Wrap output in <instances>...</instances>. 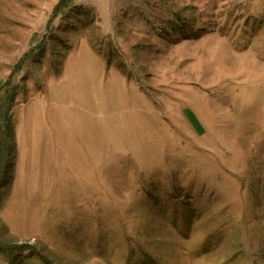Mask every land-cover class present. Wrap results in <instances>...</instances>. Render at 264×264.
Masks as SVG:
<instances>
[{
	"label": "rangeland",
	"instance_id": "374dc122",
	"mask_svg": "<svg viewBox=\"0 0 264 264\" xmlns=\"http://www.w3.org/2000/svg\"><path fill=\"white\" fill-rule=\"evenodd\" d=\"M60 2L0 0V264H264V0Z\"/></svg>",
	"mask_w": 264,
	"mask_h": 264
},
{
	"label": "trees",
	"instance_id": "16d2710c",
	"mask_svg": "<svg viewBox=\"0 0 264 264\" xmlns=\"http://www.w3.org/2000/svg\"><path fill=\"white\" fill-rule=\"evenodd\" d=\"M73 1L74 0H61L60 4L56 7V9L54 11V16H58L59 14H61L62 10L66 9L69 6V4H71ZM25 247H28V246H25ZM12 249L16 253H19V252L21 253L23 250V246L22 247H14ZM26 250H31V249H30V247H28ZM16 253H15V255H16ZM15 255H13V258L11 260H12L13 264H15V263L19 264L21 262L20 256H18L16 259ZM19 260H20V262H19Z\"/></svg>",
	"mask_w": 264,
	"mask_h": 264
}]
</instances>
